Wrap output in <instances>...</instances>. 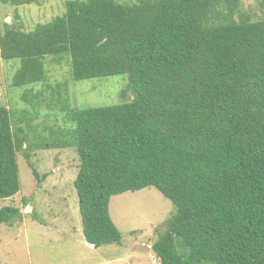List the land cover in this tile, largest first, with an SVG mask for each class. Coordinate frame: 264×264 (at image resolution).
<instances>
[{
	"label": "trees",
	"instance_id": "16d2710c",
	"mask_svg": "<svg viewBox=\"0 0 264 264\" xmlns=\"http://www.w3.org/2000/svg\"><path fill=\"white\" fill-rule=\"evenodd\" d=\"M241 1L71 0L32 31L1 24L16 89L43 82L49 57L67 58L76 82L128 76L130 101L68 110L66 139L37 145L77 149L74 185L94 248L122 243L112 197L154 187L176 208L153 245L161 264H264V21L240 14ZM22 101L17 112L0 104V200L21 190L17 155L29 138L13 128L37 106ZM22 217L0 209V225Z\"/></svg>",
	"mask_w": 264,
	"mask_h": 264
},
{
	"label": "rangeland",
	"instance_id": "374dc122",
	"mask_svg": "<svg viewBox=\"0 0 264 264\" xmlns=\"http://www.w3.org/2000/svg\"><path fill=\"white\" fill-rule=\"evenodd\" d=\"M68 1L71 0H40L38 5L18 7L0 3V30L1 24L8 23L32 31L38 24L64 16ZM239 13L249 14L254 22L264 21V0L241 1ZM234 18L239 19V14ZM18 67V61L4 62L0 57V104L14 112L21 111L26 109L22 101V96H26L33 98L37 106L30 108L26 122L13 128L14 131L23 128L29 143L17 155L21 190L13 198L0 200V209L17 208L23 217L12 224L0 225V264H161L153 245L166 232L176 213L171 201L154 187L112 197L110 215L122 234V243L95 249L84 238L74 185L81 164L77 149L37 146L47 140L66 139L73 128L66 121L68 110L130 101V92L127 100L122 98L128 76L76 82L67 58L58 62L49 57L45 60L47 76L43 82L16 89L12 81ZM25 150L30 154L32 167Z\"/></svg>",
	"mask_w": 264,
	"mask_h": 264
},
{
	"label": "crops",
	"instance_id": "0c3cea01",
	"mask_svg": "<svg viewBox=\"0 0 264 264\" xmlns=\"http://www.w3.org/2000/svg\"><path fill=\"white\" fill-rule=\"evenodd\" d=\"M91 247H94V246H91ZM96 249V248H95Z\"/></svg>",
	"mask_w": 264,
	"mask_h": 264
}]
</instances>
